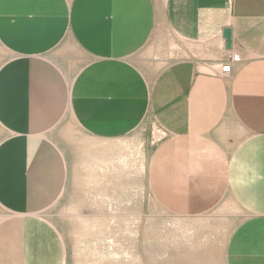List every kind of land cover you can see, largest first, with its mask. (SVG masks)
<instances>
[{"label":"rangeland","instance_id":"374dc122","mask_svg":"<svg viewBox=\"0 0 264 264\" xmlns=\"http://www.w3.org/2000/svg\"><path fill=\"white\" fill-rule=\"evenodd\" d=\"M179 1L58 0L62 13L55 22L42 15L44 23L52 24L43 36V57L69 83L53 84L56 94L43 91L41 103L52 102L55 120L60 112H69L51 130L52 140L44 128V138L28 141V146L52 141L53 170L41 181L43 186L53 174L52 193L31 204L28 218V209H18L21 203L8 202L22 192L16 182L0 192V264H264V219L249 216L233 202L225 172L195 170L198 185H186V172L177 168L184 166V156L167 155L169 162L163 165L151 162L167 136L158 123L144 118L130 130L129 105L136 94L131 87L143 81L148 69L162 66L157 58H139L140 47L171 37L163 35L162 22L172 19L170 7ZM212 1L225 4L222 12L230 15L235 0ZM49 38L54 42L47 47ZM8 45L0 37V62L3 55L17 53ZM70 85L75 105H69ZM140 90L139 84L138 94ZM89 111L97 126L105 115L107 130L99 133L95 126L91 137L86 134L81 122ZM24 161L17 159L18 181L26 174ZM36 188L29 185L30 198Z\"/></svg>","mask_w":264,"mask_h":264},{"label":"crops","instance_id":"0c3cea01","mask_svg":"<svg viewBox=\"0 0 264 264\" xmlns=\"http://www.w3.org/2000/svg\"><path fill=\"white\" fill-rule=\"evenodd\" d=\"M57 2L0 0V37L17 51L3 55L0 62V192H8L7 186L16 182L22 192L19 198L8 202L21 203L20 210L28 209L29 185L34 174L32 170L29 173L25 133L29 130L24 115L27 98L37 82H45L49 87L69 83L61 69L43 57V36L47 25L52 24L44 23L42 17H52L55 22L62 13ZM179 2L170 7L172 19L168 17L162 22L163 35L171 37L140 45L139 58H157L162 66L148 69L143 81L137 80L136 86L131 87L136 94H131L129 105L130 130H135L140 119H152L167 136L156 147L151 162L163 165L169 162L167 155L184 156V166L177 168L186 172V185L190 186L198 185L192 173L195 170L224 171L226 190L233 202L249 216L264 219V0H235L230 15L222 12L225 4L212 0ZM224 28L231 31L229 47L223 37ZM105 36L103 30L100 42L104 52ZM52 42L49 38L45 45ZM134 48L131 46L130 52ZM233 55L239 59L232 61ZM226 64L230 70L222 72L221 67ZM50 67L59 72V78ZM44 71L53 77L44 76ZM102 85L104 92V81ZM73 92L70 85L71 96ZM102 98L104 109V93ZM62 100L57 101L58 106ZM68 112L58 114L46 128V137L53 139L51 130ZM86 116L81 123L89 137L95 126L99 133L107 130L105 115L99 117L98 126L92 122L90 111ZM21 157L25 158L26 174L18 181L15 171ZM54 184L52 174L51 193ZM16 215L23 216L22 212Z\"/></svg>","mask_w":264,"mask_h":264},{"label":"bare ground","instance_id":"6f19581e","mask_svg":"<svg viewBox=\"0 0 264 264\" xmlns=\"http://www.w3.org/2000/svg\"><path fill=\"white\" fill-rule=\"evenodd\" d=\"M48 32H46L45 34H47ZM39 52H41V49ZM30 55H33V54H30ZM46 65H50V64L46 63ZM46 65H45V67H48ZM50 69H51V67H50ZM51 70L53 71V74H54L55 73L54 70L53 69H51ZM47 75H50V74L44 71V76L47 77ZM50 76H49V78H50ZM41 85L42 84H40L38 82L34 84V88L32 89L31 94L27 98L26 105L24 106V113L25 114L27 113L25 115V116H27V120L25 119V125L29 126V130L27 129L28 131L26 130L27 132H25L26 136L28 138V141H31V139H36V138H44V135L41 134L40 128L44 129V128L50 127L52 122H54V120H55V115H53V113L55 114V112L51 110L54 108V107H51L52 102H47L46 104L41 103V95H44L43 91H45L46 93H48L50 91L51 92L54 91V93L56 94V92H58V89H57V87L53 88L52 85H50V87L47 85L46 88H49V89L47 90L45 88V90H44L41 87ZM72 87L74 89V86H72ZM69 94H68V96H69ZM70 96H71V94H70ZM68 101H69V105H71V104L75 105L72 102L70 97H68ZM43 106H44V110L42 111ZM92 110H94V108ZM111 119H113V118H111ZM113 130H114V128H113ZM30 131L33 132V134L29 135ZM117 134H119V133H117ZM28 147H29L28 154H29L30 168H32V169L35 168V174H33V183L30 185H31V187L36 186L37 187L36 189H38V193L34 196H31V198L28 202L27 208H28V212L30 211L28 218H30V215H32L31 214L32 211H34L33 210L34 206H31V204L33 205V204L40 203V201H42L44 199V196L49 194L50 189H51V180L47 179L45 181V183L43 184V186H42L41 181L46 179L47 175L50 176V174L53 170L52 163L50 162V156L51 155L53 156V147H52V142L50 139H48V141L46 143H43L42 141H39L37 143L34 142V143H32V145H30ZM45 163L47 164V167H44ZM30 168H29V173L32 170ZM44 168H45V170H44ZM31 179L29 178L30 182H31ZM24 216H25V214H24Z\"/></svg>","mask_w":264,"mask_h":264},{"label":"water","instance_id":"95a60500","mask_svg":"<svg viewBox=\"0 0 264 264\" xmlns=\"http://www.w3.org/2000/svg\"><path fill=\"white\" fill-rule=\"evenodd\" d=\"M230 36H231L230 29L229 28H224L223 29V37L225 38L226 47H229V45H230Z\"/></svg>","mask_w":264,"mask_h":264},{"label":"built area","instance_id":"2783aa9c","mask_svg":"<svg viewBox=\"0 0 264 264\" xmlns=\"http://www.w3.org/2000/svg\"><path fill=\"white\" fill-rule=\"evenodd\" d=\"M239 59V56L238 55H233L231 57V60L232 61H237ZM230 70V65L229 64H226L224 66L221 67V71L222 72H228Z\"/></svg>","mask_w":264,"mask_h":264}]
</instances>
